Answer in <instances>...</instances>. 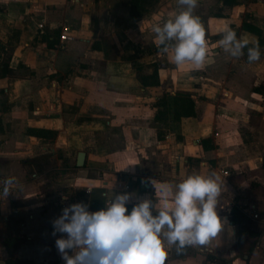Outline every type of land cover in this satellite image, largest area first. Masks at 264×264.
Masks as SVG:
<instances>
[{"label": "crops", "instance_id": "obj_1", "mask_svg": "<svg viewBox=\"0 0 264 264\" xmlns=\"http://www.w3.org/2000/svg\"><path fill=\"white\" fill-rule=\"evenodd\" d=\"M128 1L0 0V158L19 159L17 168L0 173L18 181L17 200L5 215L21 221L26 239L19 256L63 261L55 240L65 234L53 236L52 221L73 203L94 212L111 195L128 192L135 198L127 208L143 198L159 207L161 185L214 172L225 185L217 206L224 229L211 245L188 247L182 257L171 249L165 264H264V148L248 130L254 127L250 112L264 109L251 99L264 83V49L249 63L218 45L226 26L257 41L243 23L264 32V0H239L224 17L216 16L219 0H199L194 14L208 55L198 69L191 62L176 65L173 51L155 43L153 25L180 11L177 0H137V18ZM97 19L102 32L121 24L128 33L124 51L133 59L108 55L102 33H93ZM64 24L75 39L43 38ZM3 62L11 75L2 74ZM155 68L160 82L148 83ZM182 95L193 98L196 115L176 119ZM30 127L57 135H30ZM80 151L86 152L83 167L77 166ZM234 206L254 224L253 236L245 221L231 219Z\"/></svg>", "mask_w": 264, "mask_h": 264}, {"label": "clouds", "instance_id": "obj_2", "mask_svg": "<svg viewBox=\"0 0 264 264\" xmlns=\"http://www.w3.org/2000/svg\"><path fill=\"white\" fill-rule=\"evenodd\" d=\"M177 3V14L153 25L155 43L164 53L173 51L171 60L176 65L191 62L201 68L208 49L204 27L194 14L199 0ZM218 45L237 59L246 49L249 63L261 58L259 42L238 38L230 26L222 30ZM17 186L16 177H6L0 183V199L16 193ZM224 187L222 178L213 172L190 175L175 186L161 185L165 202L159 207L143 198L129 213L127 205L135 193L128 192L111 195L105 208L94 212L83 202L73 203L52 221L53 236L65 234L55 240V246L64 264H165L173 248L179 254L188 247H207L219 238L227 223L217 212Z\"/></svg>", "mask_w": 264, "mask_h": 264}, {"label": "trees", "instance_id": "obj_3", "mask_svg": "<svg viewBox=\"0 0 264 264\" xmlns=\"http://www.w3.org/2000/svg\"><path fill=\"white\" fill-rule=\"evenodd\" d=\"M221 2V5L219 6V12H216V16L224 17L227 14L226 9L232 6H235L239 4V0H219ZM244 27L247 30L254 31L257 35V41L259 42L261 55L263 54L264 49V32L257 27H254L253 25L247 23L244 21L243 23ZM53 37L54 43H58L60 41V30L59 31H53V32H45L43 38H49ZM245 60L247 61V50L245 49ZM4 68L1 69L2 74L5 75H11L13 72L10 71V69L5 68L6 63L4 64ZM158 70L155 68L153 73L150 75V80L148 83L152 84H158L160 82L158 78ZM264 87V83L260 84L256 88H254V91L257 93H260L262 88ZM181 102H177V105L179 106V109L175 112V118L180 119L181 117H192L196 115L195 112V102L193 98L189 95H182L180 97ZM164 99L159 100V102H163ZM178 100V99H177ZM1 117H0V132L2 131L1 127ZM52 135H51V134ZM27 134L43 137L47 140L54 139V137L57 135L55 131L47 130L44 128H37V127H30L27 129ZM203 141H209V139H204ZM133 205L128 208V212L130 213ZM155 214V213H154ZM231 219L234 222H243L244 220L247 221L248 218L244 215V213L237 207L234 206L231 210ZM25 235L22 232L21 227V221L16 216H9L7 219H4L0 215V244L7 250L8 257L5 261V264H64L63 261H52L50 262H37L33 259H23L20 256H18L19 249L21 245L25 242ZM187 248L183 250L181 253H177L179 257H182L184 253L186 252ZM225 261V260H223Z\"/></svg>", "mask_w": 264, "mask_h": 264}, {"label": "rangeland", "instance_id": "obj_4", "mask_svg": "<svg viewBox=\"0 0 264 264\" xmlns=\"http://www.w3.org/2000/svg\"><path fill=\"white\" fill-rule=\"evenodd\" d=\"M97 6L99 3V0H95ZM216 4V3H215ZM136 5H137V0H129L127 6L129 7L130 10V15L131 17H135L137 18L138 15H140L137 10H136ZM99 20H95V30L93 31V33L96 36H99L102 33V40L100 41L101 43L103 42L104 44H106V49L108 51V55L111 57L115 56L117 53H122V58L130 60L133 59V57L135 56H130L127 55L124 51V46L122 45V43L125 42V38L128 35V33L122 32L121 30V24L118 26V28L120 29V31L117 29H111L110 31L107 32H102L101 30H99ZM123 25V24H122ZM112 28H114V26H112ZM106 33V34H105ZM97 43H95V45L99 44V41H96ZM116 44V45H115ZM100 46V44H99ZM254 93V92H253ZM252 101L253 103H256V105H259L260 107H264V87L262 88L260 93L255 92L252 95ZM251 117H252V122L254 123V127L248 128L249 130V137L254 138V136H256V134L258 135L257 137H260V139L257 141V144H260L259 146H262V148H264V109L263 112L261 113L259 111L253 112L251 111ZM51 134V133H50ZM53 134V133H52ZM51 134V135H52ZM255 146V145H253ZM19 165V159H11L10 161L7 160H3L0 158V168H3V170H5V168H8L7 171L9 170V168H17ZM13 173L9 174L8 172H1L0 173V183H2V181L6 178V177H13ZM16 193H12L10 194L6 199H0V200H5V206H2V204H0V215L4 218H6V215L9 210L6 206H9V202L10 204L15 202ZM9 216H13V215H9ZM15 216V215H14ZM257 217V215H256ZM245 221V220H244ZM245 223L247 224V232H249L250 235H254L255 233V228H254V224L249 222L248 220L245 221ZM19 256V253H18ZM8 257V252L7 250L0 244V264H5V261ZM51 263V262H50Z\"/></svg>", "mask_w": 264, "mask_h": 264}, {"label": "built area", "instance_id": "obj_5", "mask_svg": "<svg viewBox=\"0 0 264 264\" xmlns=\"http://www.w3.org/2000/svg\"><path fill=\"white\" fill-rule=\"evenodd\" d=\"M40 28L44 27V24H40L39 25ZM72 39H75V36L72 34V30H71V26L69 24H64L61 26L60 28V41L62 43H66ZM226 174L228 173V171H224ZM128 186H126L125 188H127Z\"/></svg>", "mask_w": 264, "mask_h": 264}, {"label": "water", "instance_id": "obj_6", "mask_svg": "<svg viewBox=\"0 0 264 264\" xmlns=\"http://www.w3.org/2000/svg\"><path fill=\"white\" fill-rule=\"evenodd\" d=\"M86 159V152L85 151H80L77 157V166L78 167H83Z\"/></svg>", "mask_w": 264, "mask_h": 264}]
</instances>
